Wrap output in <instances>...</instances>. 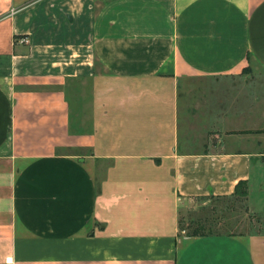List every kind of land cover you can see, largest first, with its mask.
I'll list each match as a JSON object with an SVG mask.
<instances>
[{
  "label": "crops",
  "instance_id": "0c3cea01",
  "mask_svg": "<svg viewBox=\"0 0 264 264\" xmlns=\"http://www.w3.org/2000/svg\"><path fill=\"white\" fill-rule=\"evenodd\" d=\"M241 180L264 213V0H0V264H264L178 228Z\"/></svg>",
  "mask_w": 264,
  "mask_h": 264
},
{
  "label": "rangeland",
  "instance_id": "374dc122",
  "mask_svg": "<svg viewBox=\"0 0 264 264\" xmlns=\"http://www.w3.org/2000/svg\"><path fill=\"white\" fill-rule=\"evenodd\" d=\"M181 99V98H180ZM183 98L180 103H182ZM183 107L181 108L180 120L183 123ZM213 208L214 212L208 211L212 221L208 225L217 227L220 231H261L264 232V213L252 212L248 208L246 200H237L233 197L218 198L216 195L205 198H195L185 200L179 209V216L183 219L184 225L191 221L198 222L199 217H203L202 210Z\"/></svg>",
  "mask_w": 264,
  "mask_h": 264
},
{
  "label": "trees",
  "instance_id": "16d2710c",
  "mask_svg": "<svg viewBox=\"0 0 264 264\" xmlns=\"http://www.w3.org/2000/svg\"><path fill=\"white\" fill-rule=\"evenodd\" d=\"M248 195V186L247 182L245 180L239 181L234 191L230 195H218V198H224V197H233L237 200H247ZM214 212L213 208H206V210H202L203 213H206L203 215V217H199L197 220L198 222L194 224V221H191L188 225H184L183 219L179 216L178 217V228L179 231L185 233L186 235L191 236H197V235H209V234H231L236 233L234 231H220L216 229L217 227L208 225L209 222L212 221L211 216H209L207 213L208 211Z\"/></svg>",
  "mask_w": 264,
  "mask_h": 264
}]
</instances>
